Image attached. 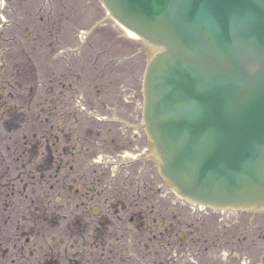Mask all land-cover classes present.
<instances>
[{"label": "flooded vegetation", "instance_id": "flooded-vegetation-1", "mask_svg": "<svg viewBox=\"0 0 264 264\" xmlns=\"http://www.w3.org/2000/svg\"><path fill=\"white\" fill-rule=\"evenodd\" d=\"M28 59L26 68L8 57L0 66V264H92L87 245H100L102 254L114 251L117 264H264V212H198L188 242L181 236L185 220L177 217L181 212H168V195L156 177L164 210L154 213L152 202L144 212L153 197V160L145 136L131 129L137 122L127 116L121 115L124 127L117 132L123 141L111 139L121 152L115 156L90 137L92 130L84 134L90 110L83 97L69 102L78 111L77 135L67 105L47 113L51 141L42 142L40 90L53 87ZM10 67L13 80L6 74ZM124 217L133 229L122 225ZM207 217L212 225L204 224ZM125 230L134 232L132 262L116 256Z\"/></svg>", "mask_w": 264, "mask_h": 264}, {"label": "water", "instance_id": "water-1", "mask_svg": "<svg viewBox=\"0 0 264 264\" xmlns=\"http://www.w3.org/2000/svg\"><path fill=\"white\" fill-rule=\"evenodd\" d=\"M158 46L145 118L162 174L206 204L264 207V0H102Z\"/></svg>", "mask_w": 264, "mask_h": 264}, {"label": "rangeland", "instance_id": "rangeland-1", "mask_svg": "<svg viewBox=\"0 0 264 264\" xmlns=\"http://www.w3.org/2000/svg\"><path fill=\"white\" fill-rule=\"evenodd\" d=\"M10 1L13 4L12 12L16 13V19L10 14L13 23H0V60L3 64L7 57L9 62L18 60L17 63L24 64L22 68H26L29 66L28 58H32V61L36 63L37 70L41 71L42 79L49 81L48 84L53 87L52 91L48 88L40 90L42 142L45 141V138L51 141V121L49 118L47 119V113L49 111L59 113L67 105L70 112L68 113V123H73L74 136L77 135L76 130L78 131L79 125L76 124L75 118L78 116V111L70 107L71 98L76 100L82 96L88 103L87 106L92 114H102L107 117H111L112 114L119 117L122 115L127 116L130 120L140 121L141 83L148 57V48L143 41L130 37L107 15L98 0ZM84 32L85 37H83ZM39 55L40 58H38ZM49 55L53 58L50 59ZM10 69L11 67L6 69L8 73H5L13 80L14 74L10 75L12 73L9 71ZM67 82L72 86L66 87ZM0 87L2 88L1 84ZM87 120L84 122L89 126L84 127V134L92 130L90 137L101 139L105 144L104 149L112 156L121 153L114 150L111 144L112 138L116 140V143L123 141V137L117 133L120 130L117 126L92 117ZM89 149L92 153L94 152L92 145H89ZM156 175V170L153 167V171L149 175V177L153 176L154 180V187L151 191L153 197L149 199L150 194H148L149 202L146 203L148 205H142L144 212L150 211L149 207L152 202H154V213H162L164 210L161 206L163 202L162 204L158 203L159 191H156L155 187L158 184L155 180ZM121 179L120 177L115 181H121ZM126 186L131 189L129 184ZM130 195L137 196L133 190ZM142 201L143 198L139 200V204ZM168 202L169 213L181 212L177 217H182L185 220L186 227L181 233L187 234L185 240L188 242L193 241L194 226L197 225L194 212H215L209 208L200 207L202 209H199L188 201H185L183 205L184 210L181 206L178 210L175 203L169 200ZM139 206L132 208L137 209ZM123 219L125 222L121 221L122 225L132 226L133 229L134 223L126 222L125 217ZM97 223L101 224L100 221ZM204 224L212 225L208 217L204 218ZM144 231V234L147 235L148 231L145 228ZM133 233L129 230L120 232L115 249L118 252L117 257L120 256V258H126L129 261L133 254L135 257L136 254L133 250L135 244L131 240ZM177 237L175 240H178ZM143 239L146 240L145 236ZM138 241L137 238V243ZM87 246L89 261L92 264H117L119 258L111 259L114 251L102 254L103 249L100 245ZM137 246H140L141 251L144 250L142 243Z\"/></svg>", "mask_w": 264, "mask_h": 264}, {"label": "bare ground", "instance_id": "bare-ground-1", "mask_svg": "<svg viewBox=\"0 0 264 264\" xmlns=\"http://www.w3.org/2000/svg\"><path fill=\"white\" fill-rule=\"evenodd\" d=\"M127 34L130 36V37H136L135 34H133L132 32L126 30Z\"/></svg>", "mask_w": 264, "mask_h": 264}]
</instances>
